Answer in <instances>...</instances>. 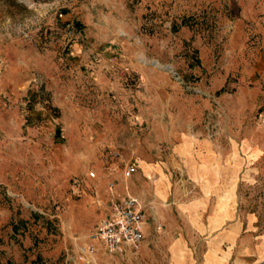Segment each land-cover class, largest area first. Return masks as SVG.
Listing matches in <instances>:
<instances>
[{"label":"rangeland","instance_id":"obj_1","mask_svg":"<svg viewBox=\"0 0 264 264\" xmlns=\"http://www.w3.org/2000/svg\"><path fill=\"white\" fill-rule=\"evenodd\" d=\"M263 112L264 0H0V264H87L78 249L115 180L104 174L131 164L116 190L150 185L147 251L92 264L168 263L180 235L167 230L201 225L183 214L200 205L261 247L232 259L228 243L229 264H264ZM215 124L238 168L222 200L206 198L175 151ZM147 163L170 176L163 201Z\"/></svg>","mask_w":264,"mask_h":264},{"label":"crops","instance_id":"obj_2","mask_svg":"<svg viewBox=\"0 0 264 264\" xmlns=\"http://www.w3.org/2000/svg\"><path fill=\"white\" fill-rule=\"evenodd\" d=\"M176 137H180L179 133L176 134ZM175 151L187 161V170L191 178L203 188V192L207 195L206 198L214 195V197L219 196L222 200L224 186L227 185L228 180H232L233 182L234 177L232 174L238 169L237 165L227 164L226 153L222 149V142L209 137L201 139L200 137L183 134ZM141 168L142 175H146L153 182V190L161 198L160 200H165L171 184L170 176L166 173L165 167L161 165L152 166L147 163L143 164ZM104 175L105 177H109V179L111 177L115 178L113 182L116 183V187L118 185L116 178L120 176L124 177V173L118 172ZM149 188L150 185L146 182L143 192L144 195L146 191L149 192ZM116 194L120 196L130 194L145 201V197L142 196L143 194H138L129 187L116 190ZM202 201L204 202L205 199ZM183 214L187 217L201 218V225H191L186 229L178 228L180 231H177V227H169V230H167L168 234L172 235L173 233H177L180 236L166 243L168 244L167 249L170 250L172 256L166 264H229L228 243L235 246L232 247L231 251L232 259L235 256L238 246H240V249L249 250L251 252L249 255L257 256L261 247L259 248V245H254V233L251 232L252 236H248L249 233L247 232V238L242 239L245 236L243 225L235 226L232 229L233 231H229L226 226L227 212L225 210H211L209 208H203L200 205L195 210L185 209ZM151 231L150 223H148L145 238L149 236ZM229 234L230 237L228 236ZM145 242L141 249L135 253L127 252L113 257L114 262H131V257L140 254L141 251H147V244ZM197 250L202 251V253L200 255L197 254ZM99 255L107 254L100 250ZM239 260L241 261L240 258Z\"/></svg>","mask_w":264,"mask_h":264},{"label":"built area","instance_id":"obj_3","mask_svg":"<svg viewBox=\"0 0 264 264\" xmlns=\"http://www.w3.org/2000/svg\"><path fill=\"white\" fill-rule=\"evenodd\" d=\"M207 131L209 136L215 139L219 134L218 124L212 128L208 126ZM136 171L135 164L128 165L124 170L125 179H130ZM89 176L92 179L97 178L95 172H91ZM108 190L110 198L104 207L105 215L96 226L91 236V243L78 249V259L87 264L97 261L100 250L113 258L127 252L139 251L145 241L149 223L145 202L134 195L116 194L115 182L109 183ZM161 230L162 225L158 223L157 231Z\"/></svg>","mask_w":264,"mask_h":264}]
</instances>
